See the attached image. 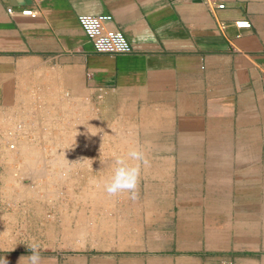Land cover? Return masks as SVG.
I'll return each mask as SVG.
<instances>
[{"label": "crops", "instance_id": "crops-1", "mask_svg": "<svg viewBox=\"0 0 264 264\" xmlns=\"http://www.w3.org/2000/svg\"><path fill=\"white\" fill-rule=\"evenodd\" d=\"M104 15L130 54L96 52L79 18ZM61 97L75 123L115 127L133 164L152 157L176 173L173 211L131 253L43 254L11 247V221L26 217L0 197L8 264H264V0H0V170L7 128L59 127ZM26 135L18 154L58 151L59 139Z\"/></svg>", "mask_w": 264, "mask_h": 264}, {"label": "rangeland", "instance_id": "rangeland-1", "mask_svg": "<svg viewBox=\"0 0 264 264\" xmlns=\"http://www.w3.org/2000/svg\"><path fill=\"white\" fill-rule=\"evenodd\" d=\"M59 108V127L41 129L38 134L34 127H16L5 133L10 156L9 168L0 170V197L11 198V204L21 208L22 218L26 217L21 225L19 220L11 221L12 235L6 237L11 247L22 243L43 254H125L165 234L173 211L170 184L176 173L165 170L164 164H154L152 157L140 156V162L133 164L131 150L119 149L122 142L115 139V127H91L92 135L82 122H74L62 97ZM26 132L27 139L39 135V139H59L58 151L45 145L18 154L10 147L17 146L16 137H25ZM83 139L93 140L84 148ZM117 160L136 170L135 188L110 195L106 184Z\"/></svg>", "mask_w": 264, "mask_h": 264}, {"label": "built area", "instance_id": "built-area-1", "mask_svg": "<svg viewBox=\"0 0 264 264\" xmlns=\"http://www.w3.org/2000/svg\"><path fill=\"white\" fill-rule=\"evenodd\" d=\"M8 13L14 14L15 12L13 9H8ZM21 15L32 18L37 16L32 9L22 11ZM79 21L87 37L93 43L96 52L115 55H126L132 52L130 42L121 31L106 27L107 23L112 21L111 16H81ZM235 26L238 29H250L252 25L248 20H240L235 23Z\"/></svg>", "mask_w": 264, "mask_h": 264}, {"label": "clouds", "instance_id": "clouds-1", "mask_svg": "<svg viewBox=\"0 0 264 264\" xmlns=\"http://www.w3.org/2000/svg\"><path fill=\"white\" fill-rule=\"evenodd\" d=\"M88 132L94 135L89 130V128H88ZM129 155L133 159L138 158V154L135 151L130 152ZM116 165L117 167H115L113 171V175L111 177L110 182L106 184V191L110 195H115L121 191L132 192L135 188L136 170L134 168L125 166L122 160H117ZM27 258L31 260V264H37L38 257L36 255L32 254L30 257ZM0 264H8V262L3 257H0Z\"/></svg>", "mask_w": 264, "mask_h": 264}, {"label": "bare ground", "instance_id": "bare-ground-1", "mask_svg": "<svg viewBox=\"0 0 264 264\" xmlns=\"http://www.w3.org/2000/svg\"><path fill=\"white\" fill-rule=\"evenodd\" d=\"M10 148H15V146L14 145H11V147Z\"/></svg>", "mask_w": 264, "mask_h": 264}]
</instances>
